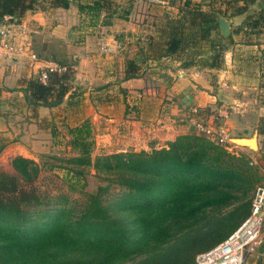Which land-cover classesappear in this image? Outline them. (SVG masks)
<instances>
[{
  "label": "crops",
  "instance_id": "0c3cea01",
  "mask_svg": "<svg viewBox=\"0 0 264 264\" xmlns=\"http://www.w3.org/2000/svg\"><path fill=\"white\" fill-rule=\"evenodd\" d=\"M189 1L186 9L185 0H110L109 13L114 12L109 24H102L108 14L104 9L97 15L78 9V3L93 0L12 18L10 23L28 27L23 39L40 59H47L45 50L54 40L77 54L72 56L74 81L62 103L33 107L24 88L41 64L31 66L25 56L10 59L0 53V146L25 148L15 135L89 120L92 135L122 152L155 138L171 141L194 128L197 118L211 121L218 113L228 131L236 120H252L257 142L249 143L258 145L255 154L264 155V0ZM221 18L229 21L226 35ZM180 21L185 44L164 55L170 28ZM74 35L76 42L71 41ZM101 40L121 43L124 49L107 53ZM126 60L138 66L136 77L124 79ZM188 118L191 123L185 122ZM263 242L262 236L250 264H264Z\"/></svg>",
  "mask_w": 264,
  "mask_h": 264
},
{
  "label": "trees",
  "instance_id": "16d2710c",
  "mask_svg": "<svg viewBox=\"0 0 264 264\" xmlns=\"http://www.w3.org/2000/svg\"><path fill=\"white\" fill-rule=\"evenodd\" d=\"M73 3L0 0V24L6 16L20 20L28 10L68 8ZM184 5L187 9L190 1ZM77 7L96 15L106 10L102 24H109L114 12L109 13L110 0ZM211 21L217 22L216 17ZM184 25L180 21L171 26L164 55L184 46ZM205 33L207 27L203 37ZM45 56L67 66V71L49 73L45 83L38 76L27 81L25 99L33 107L58 106L71 88L74 60ZM137 75L138 66L126 60L124 79ZM68 134L76 154L59 167L81 180L82 188L87 168L105 175L107 184L88 193L72 215L64 199L49 208L33 187L41 166L31 158L14 156L10 161L14 174L0 172V264H194L197 254L226 239L250 213L249 193L260 179L257 169L245 154H233L205 135L187 132L167 147L93 158L89 120L70 127ZM112 184L122 191L108 201L105 195ZM263 250L264 242L259 248Z\"/></svg>",
  "mask_w": 264,
  "mask_h": 264
},
{
  "label": "rangeland",
  "instance_id": "374dc122",
  "mask_svg": "<svg viewBox=\"0 0 264 264\" xmlns=\"http://www.w3.org/2000/svg\"><path fill=\"white\" fill-rule=\"evenodd\" d=\"M125 8L126 7L120 9L121 14H124V12H126ZM100 24L101 23H99V25ZM72 40L74 42L78 41L76 35H74L71 41ZM56 41L57 40L51 42L48 49L45 50V53L50 55L52 54L56 55L59 60H73L72 56L74 54H77L76 51L71 50L68 51L69 53H67L66 48H63ZM103 56L104 55H102V57ZM70 72H72V77H71V82H72L74 81L73 76L75 69H73V67L70 68ZM71 117H73L72 114ZM189 118L188 120L185 119V122L188 121L191 123V120L189 121ZM222 118L223 117L220 116L218 113L213 114L212 118H210L211 121L209 122H211L212 125L215 127L219 126L223 128L225 132L229 134L231 140L237 137L251 138L252 136H255L256 139L254 137L252 139L256 140L257 142L258 132H255V130L254 131L251 130L254 124L252 120L247 118H245V120H241L240 122L236 120L234 124V129L228 131V129L223 124L224 120H222ZM71 121L73 120H69V123H71ZM69 123L68 124L66 122L65 124L58 123L54 126L55 127L54 129L53 128L47 130L42 129L40 131L35 127V129L33 128V130L30 131L28 130L29 132L27 134L24 133L21 135L19 134L15 135L14 137L16 136L19 137L18 138L19 141H21V143L25 144L26 146L25 148L23 147L16 148L10 145L5 146V148L0 147V172H5L7 174H14V170L10 164V161L16 154L19 155L20 153L21 155L23 154L22 156L24 157L33 159L41 166L39 176L34 181L33 187L43 196V199L49 203L47 206L49 208H52L54 207V202L60 199H64L65 204H67V207L69 206V208L72 209L73 212L72 215H75L78 213V210L81 209L83 204L85 203L87 194L90 192H95L98 186L107 184V181L104 179L105 175L103 174L98 175L95 169L87 168L85 187L82 188L81 180L80 182L76 181V179L72 177L70 174L67 175L65 169L59 167L65 163L66 158L76 154V151H73V149L69 145L70 135L68 134V129L75 125H69ZM186 132L197 133L194 128H191ZM92 137L94 144L91 155L93 158L98 155L117 152L114 151L113 146H111L110 144L100 141L97 138V135L94 134L92 135ZM169 142H170L169 140H164L162 138L161 139L155 138V140L147 141L145 142V144H143L144 143L143 141L140 142V144L125 146L127 147V150L122 152L138 151L139 148L144 146H145L144 147L145 150H151L153 148L159 149L162 147H167ZM240 144L249 145L248 142H242ZM257 149H258V145H257ZM257 149L251 150L247 148V150L245 149L241 150L239 146L232 145L231 149L229 150L226 149V150L238 156L241 153L245 154L247 158L251 160L252 162L251 166H255V168L258 171L257 173L260 175V179L257 181L255 185L258 184L264 185V160L260 159L264 155L262 154V152H260L259 154H255V152H257ZM19 150L22 151V153ZM253 189L249 193L250 198L252 196ZM121 191H122L121 187L112 184V186L108 191V194H106L105 197H107L108 201L115 199L121 194ZM263 229H264V223L260 232L259 242L258 245H256V247L257 246L259 247L260 238L262 239V236L264 239ZM255 251L247 256V260L245 264H250L251 257H253V254L254 253L255 255L257 254Z\"/></svg>",
  "mask_w": 264,
  "mask_h": 264
},
{
  "label": "built area",
  "instance_id": "2783aa9c",
  "mask_svg": "<svg viewBox=\"0 0 264 264\" xmlns=\"http://www.w3.org/2000/svg\"><path fill=\"white\" fill-rule=\"evenodd\" d=\"M12 18L6 16L0 24V53L12 59L16 56L28 58L31 66L38 68L37 76L45 83L51 72L63 73L67 66H62L52 60H42L32 51L30 44L23 37H27L29 29L24 24L10 23ZM101 35V34H100ZM20 36L21 40L17 37ZM101 46L107 53L124 49L121 43L114 45L105 44L101 40ZM195 112V110H194ZM193 127L198 134L205 135L225 149H231L234 145L229 134L219 126L215 127L211 122L202 118L193 122ZM264 223V185H256L251 197L249 215L242 223L223 241L208 250L196 255L194 264H245L247 256L255 250L259 242V236Z\"/></svg>",
  "mask_w": 264,
  "mask_h": 264
},
{
  "label": "water",
  "instance_id": "95a60500",
  "mask_svg": "<svg viewBox=\"0 0 264 264\" xmlns=\"http://www.w3.org/2000/svg\"><path fill=\"white\" fill-rule=\"evenodd\" d=\"M228 24H229V21L228 20H225L224 18H221L220 19V27H221L222 33L224 35H226V33H227ZM253 137L255 138V136H252L251 138L237 137V138H233L231 140V142H232V144H234L236 146H239V147H245V148H249L251 150H254V149L256 150L257 149V145L254 146V147H250V146H252L251 144H249V145L240 144V143H242V141H244V140H251Z\"/></svg>",
  "mask_w": 264,
  "mask_h": 264
},
{
  "label": "bare ground",
  "instance_id": "6f19581e",
  "mask_svg": "<svg viewBox=\"0 0 264 264\" xmlns=\"http://www.w3.org/2000/svg\"><path fill=\"white\" fill-rule=\"evenodd\" d=\"M249 141H251V140H244V141H242V142H248V143H249ZM249 144H251L252 147H254V145H253L252 143H249Z\"/></svg>",
  "mask_w": 264,
  "mask_h": 264
}]
</instances>
